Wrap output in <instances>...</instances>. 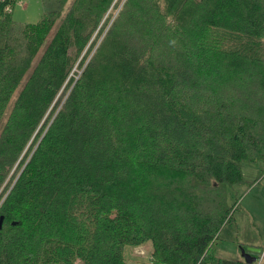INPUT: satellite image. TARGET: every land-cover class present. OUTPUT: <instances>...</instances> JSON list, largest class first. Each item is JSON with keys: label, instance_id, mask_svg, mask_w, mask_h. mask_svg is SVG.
Listing matches in <instances>:
<instances>
[{"label": "trees", "instance_id": "trees-1", "mask_svg": "<svg viewBox=\"0 0 264 264\" xmlns=\"http://www.w3.org/2000/svg\"><path fill=\"white\" fill-rule=\"evenodd\" d=\"M17 1L0 0V264H128L147 241L152 264H250L215 244L242 163L264 165V0H126L98 44L114 0L24 24Z\"/></svg>", "mask_w": 264, "mask_h": 264}, {"label": "rangeland", "instance_id": "rangeland-1", "mask_svg": "<svg viewBox=\"0 0 264 264\" xmlns=\"http://www.w3.org/2000/svg\"><path fill=\"white\" fill-rule=\"evenodd\" d=\"M71 2L72 0H69L65 6L63 15L70 7ZM125 2L126 0H114L109 7L104 17L109 16L111 21L110 23L108 20L104 22V31L101 36H97V44L107 32L112 20L115 21ZM56 5L57 0H18L13 7L12 17L19 23H34L39 21L45 12L53 10ZM60 22L61 17L55 23L48 40L51 39ZM97 32L98 30L93 38L96 37ZM81 70L79 64V66L74 67L72 74L78 78ZM262 168H264L263 164L257 165L250 161H244L242 170L245 182L228 189L229 203L232 205L239 198V208L234 211L233 221L222 228L220 238L215 244L216 253L220 257L242 260L244 259L243 249L252 246L264 248V175L261 177L259 172ZM151 252V241L140 245H125L124 247V255L128 264H152ZM261 256L264 259V252Z\"/></svg>", "mask_w": 264, "mask_h": 264}, {"label": "water", "instance_id": "water-1", "mask_svg": "<svg viewBox=\"0 0 264 264\" xmlns=\"http://www.w3.org/2000/svg\"><path fill=\"white\" fill-rule=\"evenodd\" d=\"M2 221H3V218H1L0 225ZM261 253H262V248L255 247V246L248 247L247 249H243L242 251L244 260L250 264L256 262L259 256L261 255Z\"/></svg>", "mask_w": 264, "mask_h": 264}, {"label": "built area", "instance_id": "built-area-1", "mask_svg": "<svg viewBox=\"0 0 264 264\" xmlns=\"http://www.w3.org/2000/svg\"><path fill=\"white\" fill-rule=\"evenodd\" d=\"M5 10H6L7 12H12L13 8H12L10 5H8V6L5 8ZM109 23H110V22H109ZM258 260H259V261H258ZM256 262H257V263H256ZM256 262H255L256 264H261V263L263 262V258H262L261 255L259 256V258L257 259Z\"/></svg>", "mask_w": 264, "mask_h": 264}]
</instances>
